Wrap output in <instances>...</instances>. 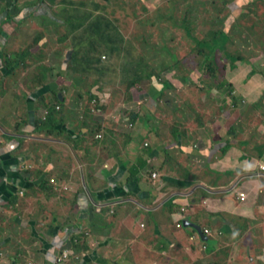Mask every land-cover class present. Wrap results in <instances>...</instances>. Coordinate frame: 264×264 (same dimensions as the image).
<instances>
[{"label": "crops", "instance_id": "obj_1", "mask_svg": "<svg viewBox=\"0 0 264 264\" xmlns=\"http://www.w3.org/2000/svg\"><path fill=\"white\" fill-rule=\"evenodd\" d=\"M47 3L0 0V264H60L64 249L70 253L63 264H264V83L255 84L258 72L251 71L237 99L219 72L212 77L191 69L183 63L188 58L172 69L173 62L158 64L141 46L135 53L152 65V74L169 69L162 72L169 86L150 73L152 80L139 81L131 93L135 102L146 97L152 103L131 109L118 94L121 77L95 83L111 67L91 62L98 78L92 80L70 70L71 51L62 61L57 36L46 34L57 21L47 16ZM24 34H31L30 43ZM46 65L47 76L37 70ZM77 78L85 80L82 88ZM88 90L90 104L100 102L90 111ZM162 90H179L161 98L165 114L153 107ZM52 94L61 95L62 104L55 106ZM82 97L86 101L76 103ZM47 106L60 122L42 127L41 120L51 122ZM159 126L167 128L164 136H157ZM185 221L208 229V239ZM79 238L83 246L74 249Z\"/></svg>", "mask_w": 264, "mask_h": 264}, {"label": "rangeland", "instance_id": "obj_2", "mask_svg": "<svg viewBox=\"0 0 264 264\" xmlns=\"http://www.w3.org/2000/svg\"><path fill=\"white\" fill-rule=\"evenodd\" d=\"M41 1L44 0H37V3H41ZM69 1L74 2L77 10L68 8L67 13L64 11V8H66L63 4L65 0H48L47 4L51 8L50 12L47 11V16H52L51 18H55L57 21H54L53 24L54 31L46 34L49 39H53L55 35L57 36L61 44L58 52L62 54V61L66 57L65 53L68 50L71 51L69 52V54H72L70 55L71 60L68 65L74 74L94 80L98 78L92 72L93 64L91 62H101V67L104 70L111 67L112 75L103 73L106 79L98 80L95 83L107 81L108 76L121 77L120 92L118 94H122L126 98L127 102L131 104V109L136 108L137 105L140 107L139 104L143 102L152 103V100L148 97V102L144 101L146 97H138L140 102L138 100L135 102L136 99L133 101L134 94L131 93L133 86L129 89L130 81L135 82L137 80L138 83L141 80H146V78L150 81L153 78L149 77L153 76L149 70L153 69L152 65L146 66L145 57H138L135 53L137 48L141 46L143 47L142 52L144 50L145 52H153L158 64L161 59L173 62L170 65L172 69L173 67L175 69L180 62L182 63L184 58H188L186 62H183L184 64H190L191 69L197 68L199 62L203 61L204 51L210 58L215 55L216 60L212 62L219 72L217 79L224 82L226 87L230 86L231 91H233L232 95L235 94L237 99L242 97L243 90L249 83L253 69L258 72L253 76L255 80L258 79L255 84L264 83V33L260 34L261 29L264 27V0H111V3H109L110 0ZM74 5H69V7H74ZM184 17L189 21L182 22ZM72 28L77 29L72 31L74 34L70 37ZM215 29H223L224 32L220 31L215 36H211ZM30 35L25 36L24 34V39L29 43L31 42ZM209 35L213 42L211 44L207 42L206 45V42H202V39L203 37L209 38ZM256 39H258V43ZM198 40L202 43L197 46L196 41ZM70 44L73 46L72 49L68 47ZM196 46L197 49L203 51L198 57L194 56ZM213 46L214 49H211ZM103 54L108 57V61H101ZM16 57L21 58L17 54ZM38 58L41 57L36 59ZM146 60L148 61V58ZM25 61L28 62L29 59ZM177 61L179 62L178 65H176ZM132 64L133 68L131 69ZM38 68L41 70L40 73H47L44 74L47 76L51 67L46 65L38 66L37 70ZM130 69L132 70L131 73ZM161 73L158 72L164 78L165 74ZM19 74L21 78V73ZM19 74L14 75L19 76ZM98 74V77L101 78V73L98 72ZM63 75L65 76V74ZM72 77L73 74L69 72V79H72ZM76 82H80V85L75 84V86H81L82 88L85 80L77 78ZM211 82L213 80L209 81V83ZM87 83L88 88H90V80ZM84 84L86 85V83ZM136 84L134 87L138 86ZM205 86L204 92L208 91L210 87L208 84ZM167 88L169 87H166L165 90ZM165 90L163 91L164 94ZM63 91L65 92V90ZM178 93L179 90L174 93L168 92V94H171L170 98L177 96ZM89 94L90 91L88 90L83 95L86 97L78 99L76 103L85 102L84 99H87ZM168 94L165 95L168 96ZM52 95L51 101L54 103L56 97L55 94ZM193 96L196 99L200 98L198 93ZM185 97H187L186 94ZM161 98L160 93V100L155 99L153 107L158 110L159 114H165L164 111L167 110V106ZM92 100L93 98H90V103ZM93 102H95L93 105L89 103L88 106L91 105L94 109L99 107V101ZM67 104L64 103V109H68ZM85 108L87 109V106ZM48 110L53 112L51 108H48ZM137 112L141 113L142 110L137 109ZM149 116L145 115V118H142L143 125L146 127L151 125V116ZM59 122L60 115L58 114L47 124L53 126ZM164 126L162 128L159 126L157 136L165 135L167 128H164ZM96 132V130L93 131L95 134ZM93 133L87 137V142L90 143ZM63 136L65 134H61V137Z\"/></svg>", "mask_w": 264, "mask_h": 264}, {"label": "trees", "instance_id": "obj_3", "mask_svg": "<svg viewBox=\"0 0 264 264\" xmlns=\"http://www.w3.org/2000/svg\"><path fill=\"white\" fill-rule=\"evenodd\" d=\"M65 2H66V5H65V7L67 8H69L70 9V7H69V5L71 6V5H74V2H72V1H69V0H65ZM112 1L110 0L109 1V3H111ZM83 5V4H82ZM75 6L76 5H74V10H77V9H75ZM64 9V11L65 12H67L68 13V11H67V9ZM73 9H71V10H73ZM187 21H189L188 19H186V17H184L183 18V21L182 22H187ZM81 28V27H80ZM224 32L223 31V29H218V30H216L215 29V31L213 30V32H212V34L213 35H211V36H215L216 35V33H218V32ZM261 33H264V27H263V29H261V31H260V34ZM225 35V34H224ZM211 36L209 35V38H205V37H203V39H202V42H206V45H207V42L209 43V44H211L212 42H213V40L212 39H210L211 38ZM259 36H261V35H259ZM197 42V46L198 45H200L202 42L201 41H196ZM256 42L258 43L259 41H258V39H256ZM197 46H196V48H195V52H196V54H194V56L195 57H198V55H201L202 54V52L203 51H201V50H199V49H197ZM211 49H214V46H213V48H211ZM210 49V50H211ZM204 53V55H203V61H201V62H199V64H198V69L200 70V71H202V72H205L207 75H209V76H214V74H215V76H216V73H218V70L216 69L217 67L214 65V63L213 62H215V60H216V57H215V55L214 56H212L211 58H212V60H211V58H210V56H207L206 55V52L204 51L203 52ZM131 56V55H130ZM131 57H133V56H131ZM134 58V57H133ZM213 61V62H212ZM146 66H149L148 64H146ZM131 67H133V64L131 65ZM163 69V68H162ZM169 71V69H165V71H163L162 70V72H168ZM162 74V73H161ZM153 75L157 78V79H162L163 81V83L165 84V86H169V83H168V81L166 80V79H163L162 77H161V75H159L158 73H153ZM139 80V79H138ZM137 83V80L134 82V81H130V83H129V85H130V87H129V89L132 87V86H134L135 84ZM164 96V93H163V90L161 91V97H163ZM89 98V100H90V98L91 97H88ZM56 100H55V106H56V104H58V105H60V104H62L61 103V101L59 100V98L58 97H56L55 98ZM96 102H98L97 100H96ZM90 103V102H89ZM90 106L91 105H87V109H86V111H90ZM54 109H55V107H54V105L52 106ZM51 106H47V108H51V110L53 109ZM49 111V110H48ZM54 114H53V112H51L50 111V114L48 115V119H51V117L53 116ZM52 120V119H51ZM50 120V121H51ZM48 123V121H43V120H41V126L43 127V126H45L46 124ZM82 238H79V240H78V242L76 241L75 243H74V249H76V247L78 248L79 246H83V245H80V243L82 242V240H81ZM84 244H85V242H84ZM86 250H87V247H86Z\"/></svg>", "mask_w": 264, "mask_h": 264}, {"label": "built area", "instance_id": "obj_4", "mask_svg": "<svg viewBox=\"0 0 264 264\" xmlns=\"http://www.w3.org/2000/svg\"><path fill=\"white\" fill-rule=\"evenodd\" d=\"M156 176H157L156 174L153 175V177H156ZM239 196H240V198H241L242 200L245 199V194H244V193H240ZM204 233H205L206 235H208V234L210 233V231H209L208 229H205V230H204ZM69 253H70V251H69L68 249H64V250L61 252L60 257L58 258V262H59V263H65V261H67L66 259H67L68 256H69Z\"/></svg>", "mask_w": 264, "mask_h": 264}, {"label": "water", "instance_id": "obj_5", "mask_svg": "<svg viewBox=\"0 0 264 264\" xmlns=\"http://www.w3.org/2000/svg\"><path fill=\"white\" fill-rule=\"evenodd\" d=\"M59 96L61 97V95H59ZM184 226L185 227L190 226V227L194 228L198 232V234L201 238H203V239L205 238V240L208 239V237L204 234V231L202 230V228L199 225H194L193 223H190L189 221H185Z\"/></svg>", "mask_w": 264, "mask_h": 264}, {"label": "flooded vegetation", "instance_id": "obj_6", "mask_svg": "<svg viewBox=\"0 0 264 264\" xmlns=\"http://www.w3.org/2000/svg\"><path fill=\"white\" fill-rule=\"evenodd\" d=\"M55 97H59V96H57L56 94H55ZM59 263V262H58ZM60 264H63V263H60Z\"/></svg>", "mask_w": 264, "mask_h": 264}]
</instances>
